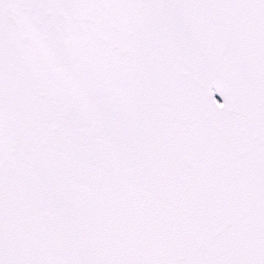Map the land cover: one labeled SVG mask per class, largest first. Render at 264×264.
I'll return each instance as SVG.
<instances>
[{
    "label": "snow or ice",
    "instance_id": "6c2138e0",
    "mask_svg": "<svg viewBox=\"0 0 264 264\" xmlns=\"http://www.w3.org/2000/svg\"><path fill=\"white\" fill-rule=\"evenodd\" d=\"M0 264H264V0H0Z\"/></svg>",
    "mask_w": 264,
    "mask_h": 264
}]
</instances>
